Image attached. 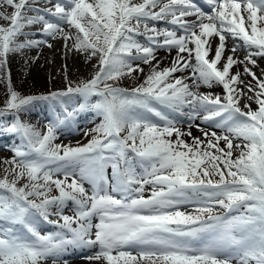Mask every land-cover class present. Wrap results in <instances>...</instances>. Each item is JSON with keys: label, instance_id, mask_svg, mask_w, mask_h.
Segmentation results:
<instances>
[{"label": "snow or ice", "instance_id": "6c2138e0", "mask_svg": "<svg viewBox=\"0 0 264 264\" xmlns=\"http://www.w3.org/2000/svg\"><path fill=\"white\" fill-rule=\"evenodd\" d=\"M206 3L0 0L11 9L0 11V118L12 117L0 133L20 138L0 158V264H68L70 250L93 248L86 258L99 264H264V69L253 71L264 0ZM35 25L42 38L24 31ZM230 38L241 43L228 49ZM57 39L65 60L97 61L90 77L73 81L65 64L64 88L15 90L10 55ZM37 101L55 111L43 129L22 119ZM81 111L100 119L87 143H56Z\"/></svg>", "mask_w": 264, "mask_h": 264}, {"label": "rangeland", "instance_id": "374dc122", "mask_svg": "<svg viewBox=\"0 0 264 264\" xmlns=\"http://www.w3.org/2000/svg\"><path fill=\"white\" fill-rule=\"evenodd\" d=\"M4 12L8 13V12H10V10L4 11ZM0 26H1V24H0ZM20 40L22 41L23 39L21 38ZM58 43H61V46H62V47L60 46L62 49L61 54L63 56H65V50L63 48L62 41H60ZM46 48L47 49H44V54L38 56V59H36L33 63H30V64H26L25 60H27V59L29 60L32 57H37V56H33V55L31 56L30 50H24L25 54L23 56H21L20 54L10 55L9 67H10V71H11L12 84H13V87L15 88V90H17L22 95H41V94H47L49 91H52V90H58V89L64 88L66 85V81L63 79L62 69L64 68L65 64H67V69H68V67L70 68V70H68V74H69V78L72 79L73 81L89 78L90 75L93 73V71H94L93 65H96L97 61L93 60L91 63L88 64L85 62L84 59H82L83 57L81 55H77L75 53H74L75 56H72V53L68 54L69 56H68L67 60H65V58H63L62 64L57 65V63H56L55 65L49 66V64L47 63V58H48V56L51 58V56L53 57V55H55V51H57L56 44H54V46L51 48H49L47 46H46ZM47 51H49V52H47ZM25 56H26V58H25ZM41 56H42V58H41ZM79 58H81V59H79ZM74 60H80L81 62L83 61V64L90 65V67L92 68L91 72L88 75L82 77L81 76L82 73L85 75L86 72L84 70L80 69L81 67H76V62ZM14 61H15V63H14ZM166 61L168 62L167 64H169L170 60L167 59ZM72 66H73V68H72ZM144 68H145V72H147L148 71L147 66H144ZM78 70H79V72H78ZM142 79H143V75L140 73H137V74H135V76L133 78L126 77L123 80H121L119 82V86L131 88L134 84L141 82ZM6 91H7V80L4 78L3 74L0 73V106H3V104L6 100ZM251 107L253 109H255L257 106L254 103V105L252 104ZM6 120H8V122L3 120L5 125L10 124L12 121V117H10ZM97 121H100V119L96 116V118L93 120V123L97 122ZM93 127L94 126H91V127H89V129H91ZM219 131L220 130H217V132H219ZM193 136H201V134L194 132ZM89 138L90 137L86 138L85 141H82L80 143H87V140ZM73 145H75V144H73ZM221 146H223V142H221ZM11 155L12 154L10 152L6 153L3 151H0V158H6V157L10 158ZM0 174H2V168H0ZM71 207H72V204H71V202H69L68 208L65 209V211L68 214H71L68 211ZM94 222H96L95 218H94ZM40 227H41V230L43 232L53 230L52 226L47 225V224H41ZM96 251H98V248H93L90 256L93 255ZM72 259L73 258L66 259L68 264H99V262L90 261L86 257L77 258L75 260H72ZM49 264H50V262H49Z\"/></svg>", "mask_w": 264, "mask_h": 264}, {"label": "bare ground", "instance_id": "6f19581e", "mask_svg": "<svg viewBox=\"0 0 264 264\" xmlns=\"http://www.w3.org/2000/svg\"><path fill=\"white\" fill-rule=\"evenodd\" d=\"M41 4H42V6H43V0H41ZM1 11H7V10H10V12H11V9L10 8H3V9H0ZM10 12H8V13H10ZM30 14H32V13H30ZM0 24L1 25H3V26H7V24H8V22L7 21H4V20H2V19H0ZM35 26H39V25H35ZM40 27V26H39ZM27 32H30V33H34V35L32 36V37H35V36H38L39 38H42L40 35H39V33H37V32H32V30H28ZM31 38V37H30ZM210 39H212V44H213V47H214V45H216L217 43H218V40L217 39H213V38H210ZM58 40V42H60L61 40H59V39H57ZM57 40H55V41H51V42H53V44H56V49H57V51H55V55H53V57L51 56V58L48 56V58H47V63L49 64V66H52V65H55L56 63H57V65H59V64H62V62H63V58H65V56H63L62 54H61V52H62V49H61V43H58L57 42ZM61 46V47H60ZM47 49V48H46ZM47 52H49V51H47ZM31 54L32 55H35V56H40V55H43L44 54V51H42L41 50V47L40 48H34V49H31ZM52 54V53H51ZM78 55V54H77ZM175 55V53L173 52L172 53V56H174ZM47 56V55H46ZM69 56V55H68ZM44 57V56H43ZM158 57L159 58H161L162 59V62H161V65H160V67L161 68H163V67H167V66H170V63H171V59H172V57H170V56H168V54H167V51L165 50V51H163V52H158ZM240 57L242 58L243 57V55L241 54L240 55ZM25 58H26V56H25ZM41 58H42V56H41ZM82 58V57H81ZM81 58H79V59H81ZM171 58V59H170ZM72 59V58H71ZM76 59V58H75ZM83 59V58H82ZM167 59H170V63L169 64H167L168 62L166 61ZM257 59V65H258V67H255V68H253V71L254 72H256V74L258 75V76H260L261 75V69H264V58H260V57H258V58H256ZM10 60V59H9ZM28 60V59H27ZM42 61V60H41ZM75 62H76V67H81L80 69H82V70H84L85 72H86V74L84 75L83 73H82V77L83 76H86V75H88L90 72H91V70H92V68L90 67V65H88V64H83V61L81 62L80 60H74ZM20 62V61H19ZM23 62V61H22ZM65 62V61H64ZM73 62V61H72ZM14 63H15V61H14ZM70 64V63H69ZM71 65V64H70ZM94 66V65H93ZM251 67V66H250ZM72 68H73V66H72ZM67 70H70V68L68 67V69ZM241 71V73H242V70H243V66H234L233 67V69H232V72H236V71ZM60 71V70H59ZM72 71V70H71ZM75 72V71H74ZM78 72H79V70H78ZM70 73V72H69ZM62 74V73H61ZM71 75V74H70ZM176 75L177 76H179L180 75V73H176ZM74 76V75H73ZM78 76V75H77ZM243 79H245V80H250L251 79V77H243ZM209 91V90H207V88L206 87H204L203 85L201 86V88L199 89V91H202V92H204V91ZM213 91H218L217 90V88H215V89H212ZM242 103H243V101H242ZM40 104H42V103H34V105H40ZM29 114L31 115V116H34V117H37L41 122H43V121H47V120H49V116H46V115H44L43 114V111H40V112H36V111H29ZM10 116H8V117H6V118H9ZM80 118V115L79 116H77V118H76V120H75V122H76V124H75V126L78 124V122H81V121H85V120H83V119H79ZM87 118H89L88 116H87ZM22 119H24V120H28V119H30V117H28V116H23L22 117ZM84 125H85V123H83V124H81L78 128H74V131L73 130H71L70 132H68L67 130H65V127H63V128H61L60 129V131H59V139L57 140L58 141V143H63V144H75V143H77V142H80L81 140H83V139H85L86 137L84 136V132L83 133H79L78 132V130L80 129V128H82V127H84ZM110 172V171H109ZM82 250H80L79 252H81Z\"/></svg>", "mask_w": 264, "mask_h": 264}]
</instances>
